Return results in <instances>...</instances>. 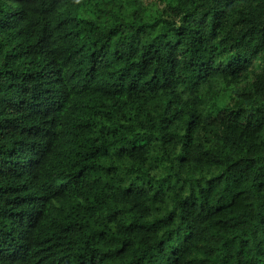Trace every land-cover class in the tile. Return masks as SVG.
Returning a JSON list of instances; mask_svg holds the SVG:
<instances>
[{
  "label": "trees",
  "instance_id": "16d2710c",
  "mask_svg": "<svg viewBox=\"0 0 264 264\" xmlns=\"http://www.w3.org/2000/svg\"><path fill=\"white\" fill-rule=\"evenodd\" d=\"M0 264H264V0H0Z\"/></svg>",
  "mask_w": 264,
  "mask_h": 264
}]
</instances>
